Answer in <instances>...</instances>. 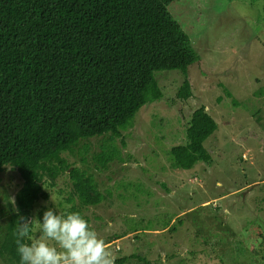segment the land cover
Segmentation results:
<instances>
[{
	"label": "rangeland",
	"instance_id": "rangeland-1",
	"mask_svg": "<svg viewBox=\"0 0 264 264\" xmlns=\"http://www.w3.org/2000/svg\"><path fill=\"white\" fill-rule=\"evenodd\" d=\"M168 10L198 53L188 71L193 96L177 98L181 71L156 72L161 101L143 107L121 137L80 143L70 161L93 174L105 196L84 216L115 264H144L132 255L151 264H264V0H178ZM201 107L218 124L205 143L213 163L173 169L169 151L186 142ZM111 145L119 153L100 170L94 158ZM57 183L32 220L80 203L67 177ZM22 184L11 167L0 174V248ZM0 264H11L9 256Z\"/></svg>",
	"mask_w": 264,
	"mask_h": 264
},
{
	"label": "trees",
	"instance_id": "trees-1",
	"mask_svg": "<svg viewBox=\"0 0 264 264\" xmlns=\"http://www.w3.org/2000/svg\"><path fill=\"white\" fill-rule=\"evenodd\" d=\"M175 1L0 0V174L11 167L23 181L0 248L11 264H20L19 217L32 220L59 178L80 202L70 212L87 220L83 209L103 203L95 176L70 157L82 141L121 137L143 107L161 101L156 72L181 71L177 98L193 96L188 71L199 57L168 10ZM217 130L206 108L197 109L186 142L169 151L172 168L212 165L205 143ZM118 153L104 147L94 160L108 170Z\"/></svg>",
	"mask_w": 264,
	"mask_h": 264
},
{
	"label": "clouds",
	"instance_id": "clouds-1",
	"mask_svg": "<svg viewBox=\"0 0 264 264\" xmlns=\"http://www.w3.org/2000/svg\"><path fill=\"white\" fill-rule=\"evenodd\" d=\"M33 224L38 237L32 235ZM15 236L20 264H115L109 245L78 212L55 214L49 209L42 222L21 216Z\"/></svg>",
	"mask_w": 264,
	"mask_h": 264
}]
</instances>
